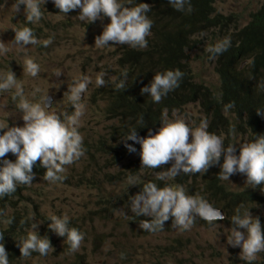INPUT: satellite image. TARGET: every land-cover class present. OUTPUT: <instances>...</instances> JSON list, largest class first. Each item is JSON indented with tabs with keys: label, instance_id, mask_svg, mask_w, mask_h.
Masks as SVG:
<instances>
[{
	"label": "rangeland",
	"instance_id": "374dc122",
	"mask_svg": "<svg viewBox=\"0 0 264 264\" xmlns=\"http://www.w3.org/2000/svg\"><path fill=\"white\" fill-rule=\"evenodd\" d=\"M261 2L216 0L214 8L216 13L231 16V29L247 24L251 12L257 10ZM15 3L16 0H0V41L9 48L6 54L0 55V82L11 70L17 83L22 84L24 98L31 103L42 104L43 98L48 95L50 107L47 110L60 115L66 123L64 114L72 115L75 111L68 100V88L81 74L91 78L87 91L82 94L81 103L85 105V110L78 128L83 137L84 155L73 164L64 166L66 170L61 175L65 179L62 181L50 182L44 180L43 176H34L33 183L26 185L6 213L0 208V227L7 226V215L16 207V214L22 215L29 223L28 232L32 223H38V234L46 236L54 249L46 256L32 252L28 258L19 259L16 264H264V252L258 253L255 260L248 261L242 258L239 247L227 243V237L231 234V218L237 214L232 205H229L228 212L223 210L226 219L210 226L194 223L189 230L175 226L172 230L156 233L142 232L145 230L136 223L130 210V197L136 195L131 191L133 185H130V180H143L150 171L139 170L137 163L133 169H128L134 158L113 160V155L97 150L100 141L113 142L110 133L118 123L117 117L107 113L109 95L104 90L116 86L117 79L123 77L125 72L118 61L123 45L97 48L94 44L95 37L110 22L109 18L105 16L88 23L87 20L78 19L79 8L64 14L55 7L53 0H45L41 5L42 19L38 23H30L26 20L23 5L19 12L14 11ZM23 27L31 28L41 43L27 46L15 44L14 30ZM49 37L53 38V42L45 47L42 42ZM198 38L201 41L196 42L197 46L187 51L192 77L196 83L217 93L219 81L214 62L207 51L214 43L213 35L205 33ZM27 59L40 66L36 77L28 74ZM57 70L62 72L59 77L56 76ZM101 72L106 73L105 85L98 87L95 80ZM15 92V87L0 91V125H24L23 113L17 107L21 97L14 99ZM166 116L168 120L183 119L193 130L207 120V130L221 136L225 147L234 144V154L237 156L240 144L247 143L248 136L238 128L227 132L220 126L210 127V119L199 104H190L183 110L166 113ZM173 163L170 161L162 165L161 171H167ZM246 180V174L237 172L224 182L231 190L243 191L249 186ZM165 181L170 183L168 187L182 186L187 195L201 197L202 185L198 182L189 191L174 178H166ZM205 200L221 208L218 199L207 197ZM120 209L127 216L117 211ZM246 210L253 218L259 219L264 230V205L247 204ZM53 215H67L69 227H75L84 234L78 251H70L67 239L49 229V218ZM27 234L23 232L24 239ZM121 253L125 254L124 259H121Z\"/></svg>",
	"mask_w": 264,
	"mask_h": 264
},
{
	"label": "clouds",
	"instance_id": "9594fccd",
	"mask_svg": "<svg viewBox=\"0 0 264 264\" xmlns=\"http://www.w3.org/2000/svg\"><path fill=\"white\" fill-rule=\"evenodd\" d=\"M59 12L67 14L77 8L80 9L78 19L87 20L93 23L103 17L109 18L100 35L95 37V46L101 48L107 45H129L133 48H146L147 40L152 28V20L146 15L151 11L147 3H140L136 6H129L132 0H53ZM45 0H16L14 11L19 12L23 5L26 10V20L30 23H38L43 13L41 5ZM176 11L192 12L190 0H168ZM13 42L17 45L27 46L41 43L31 28L23 27L14 30ZM204 33H201L203 36ZM53 38L49 37L42 43L45 47L52 44ZM111 42V43H110ZM231 46L230 37H225L214 46H209L207 51L214 59ZM9 48L3 41H0V55L6 54ZM246 63H253L248 60ZM26 70L32 77L40 72V66L32 59L25 61ZM62 75L57 70L56 76ZM101 72L95 80L98 87L105 85L104 76ZM124 79L116 85L117 89L125 90L127 73H123ZM184 73L179 69L168 70L163 73H156L150 85L141 88V94L147 93L152 100L159 103L168 92L179 87V82ZM91 78L81 74L80 78L74 81L68 89V100L72 103L75 111L72 115L66 113V123L61 120L60 115L49 112L50 105L47 103L48 95L43 98V103H31L24 98L22 84L17 83L15 74L9 70L3 82H0V91H7L15 87L13 97H21L17 107L23 113L22 127L8 124L0 125L4 130L0 135V158L8 153L16 156L15 162L4 159L3 166H0V197L16 192L17 185H28L33 183L35 173L34 164L39 161L45 169L44 180L50 182L62 181L65 179L62 173L65 172V165H71L84 155L83 137L79 133L80 117L83 116L85 105L81 103L82 94L87 91ZM233 107L231 103L225 106L226 110ZM207 120H203L199 127L191 129L183 119L168 120L166 113L161 127L153 134L151 130L146 137L141 138L133 129L124 140H131L140 145L141 165L157 169L162 165L174 161L167 171H159L157 179L165 180L174 178L181 172L205 173L210 166L220 162L223 155V163L220 164L219 178L228 180L231 175L237 172L246 174V182L255 188L264 184V135L258 136L254 142L240 144L239 155H235L234 144L225 147L224 139L221 136L210 133ZM191 136V142L189 137ZM129 152H136V148L125 143ZM130 185H136L130 180ZM130 210L134 217H150L151 219L140 220L139 226L142 230L156 233L163 230L165 222L170 218L174 226L181 230H189L195 223L197 216L204 221L212 223L226 219L225 213L212 206L203 197L187 195L182 186L158 188L155 183H147L141 192L130 197ZM127 216L123 209L117 210ZM237 214L231 218V234L227 237V243L232 247L241 249L242 258L253 261L258 253L264 252V230L258 218H253L247 210L243 216ZM35 215L31 217L33 220ZM14 218L8 219L7 223L12 224ZM49 229L60 237H65L70 245V251L76 252L80 249L84 234L75 227H69V217L51 216ZM38 223L31 224V230L27 237L18 243L20 256L29 257L32 252H38L46 256L54 249L45 237L37 232ZM238 229H243L240 231ZM166 231V230H163ZM161 232V231H158ZM4 235L0 233V264H9L8 253L2 243ZM121 259L125 254H120Z\"/></svg>",
	"mask_w": 264,
	"mask_h": 264
},
{
	"label": "trees",
	"instance_id": "16d2710c",
	"mask_svg": "<svg viewBox=\"0 0 264 264\" xmlns=\"http://www.w3.org/2000/svg\"><path fill=\"white\" fill-rule=\"evenodd\" d=\"M216 0H190L192 12L176 11L168 0H132L129 6L147 3L151 11L146 15L152 20L151 34L146 37V48H133L123 45L118 61L127 73L125 90L113 86L104 90L109 95L107 113L118 118V123L112 127L110 133L112 143L100 141L97 150L113 155V160L134 158L128 169L138 164L139 170L150 171L143 180L135 182L131 187L135 194L141 192L143 186L149 182L155 183L158 188L169 186L165 180L157 179L161 167L151 169L141 165L140 145L131 140H124L133 129L137 135L144 138L149 130L153 134L161 127L165 113L183 110L190 104H199L203 112L210 119V127L216 125L227 132L238 128L247 136V142H254L258 136L264 135V0L259 8L251 12L247 24L236 25L229 28L230 15L216 13L214 3ZM127 2V0H123ZM201 33L213 35L214 46L225 37H230L231 46L227 51L212 59L219 81V91L213 92L211 88L196 83L191 74L188 50L197 46L196 42ZM209 56L211 54L208 52ZM252 60L253 63H246ZM179 69L184 73L179 87L167 93L159 103L152 100L147 93L141 94V88L150 85L156 73ZM124 72V73H125ZM116 81V85L120 80ZM231 103L233 107L226 110L225 106ZM226 113V114H225ZM3 130H0V135ZM125 143L136 148V152H129ZM89 154V152H88ZM15 162L16 156L8 153L0 158ZM220 162L212 165L203 173L181 172L174 177L186 189L193 190V184L202 185L201 197L218 199L222 210L228 212L229 205L233 209L239 208V214L244 215L247 204L264 205V184L253 188L249 185L243 191L229 189L224 180L219 178ZM35 176H43L45 169L37 161L33 166ZM188 186V187H187ZM26 185H17L16 192L0 197V208L6 213L10 206L25 190ZM192 193V192H191ZM212 205V204H211ZM17 208L7 215V221L13 219L12 224L0 227L4 235L3 245L8 253L9 264H16L20 256L18 243H21L23 232L28 233L29 223L22 215L16 214ZM136 223L150 217H135ZM215 222V221H214ZM212 223L196 217L195 223L210 226ZM174 221L170 218L165 222L163 230H172ZM141 230V229H140ZM163 230H157L163 231ZM142 231V230H141ZM149 234L148 231H142Z\"/></svg>",
	"mask_w": 264,
	"mask_h": 264
},
{
	"label": "water",
	"instance_id": "95a60500",
	"mask_svg": "<svg viewBox=\"0 0 264 264\" xmlns=\"http://www.w3.org/2000/svg\"><path fill=\"white\" fill-rule=\"evenodd\" d=\"M47 103L49 104V100L47 101ZM217 209H219L222 213H223V211L220 209V208H217ZM224 214V213H223Z\"/></svg>",
	"mask_w": 264,
	"mask_h": 264
}]
</instances>
